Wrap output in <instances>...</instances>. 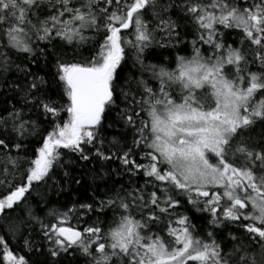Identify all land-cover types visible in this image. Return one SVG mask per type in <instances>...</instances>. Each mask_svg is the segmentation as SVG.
Instances as JSON below:
<instances>
[{
    "label": "snow or ice",
    "instance_id": "6c2138e0",
    "mask_svg": "<svg viewBox=\"0 0 264 264\" xmlns=\"http://www.w3.org/2000/svg\"><path fill=\"white\" fill-rule=\"evenodd\" d=\"M0 264H264V0H0Z\"/></svg>",
    "mask_w": 264,
    "mask_h": 264
},
{
    "label": "trees",
    "instance_id": "16d2710c",
    "mask_svg": "<svg viewBox=\"0 0 264 264\" xmlns=\"http://www.w3.org/2000/svg\"><path fill=\"white\" fill-rule=\"evenodd\" d=\"M51 198H52V199H55V196L53 195Z\"/></svg>",
    "mask_w": 264,
    "mask_h": 264
}]
</instances>
